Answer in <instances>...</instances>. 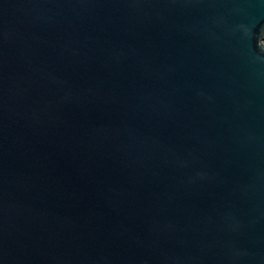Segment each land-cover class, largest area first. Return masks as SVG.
<instances>
[{
    "label": "water",
    "instance_id": "1",
    "mask_svg": "<svg viewBox=\"0 0 264 264\" xmlns=\"http://www.w3.org/2000/svg\"><path fill=\"white\" fill-rule=\"evenodd\" d=\"M0 264H264V0H0Z\"/></svg>",
    "mask_w": 264,
    "mask_h": 264
}]
</instances>
